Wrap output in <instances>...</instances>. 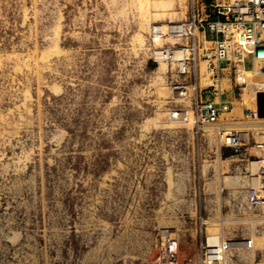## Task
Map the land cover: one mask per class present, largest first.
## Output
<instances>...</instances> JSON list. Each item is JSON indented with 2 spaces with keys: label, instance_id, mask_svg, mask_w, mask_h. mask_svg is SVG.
<instances>
[{
  "label": "rangeland",
  "instance_id": "1",
  "mask_svg": "<svg viewBox=\"0 0 264 264\" xmlns=\"http://www.w3.org/2000/svg\"><path fill=\"white\" fill-rule=\"evenodd\" d=\"M191 2L0 0V264H203L211 236H252L227 264H264V216L236 209L261 175L264 122L232 64L210 80L202 62L198 91L239 159L184 123L193 82L176 97L186 81L159 55L182 41L152 33Z\"/></svg>",
  "mask_w": 264,
  "mask_h": 264
},
{
  "label": "built area",
  "instance_id": "2",
  "mask_svg": "<svg viewBox=\"0 0 264 264\" xmlns=\"http://www.w3.org/2000/svg\"><path fill=\"white\" fill-rule=\"evenodd\" d=\"M191 1L187 20L178 25L166 26L170 30L176 28L175 32L169 33L167 30L164 34V26L158 34L153 30V33L160 37L172 35L182 41L178 49L166 47L159 53L162 61L174 66L176 75L179 76L177 80L186 81L179 84L176 89H187V80L193 82L195 94L192 97L191 113H186L183 122L187 123L185 121L191 118L198 131L204 127L218 130L217 135L220 141L223 140L221 147L239 148L240 141L236 140L235 133L226 132L219 124L221 115L219 104L214 100H203L198 91V85L202 80L200 64L206 63L207 73L211 75L210 80H220V75L226 69L223 65L229 67V64H232V67L237 69V91H243L249 77L258 75L264 78V0H226L204 6ZM175 52L179 53V57H174ZM211 87L215 88L214 85ZM262 91L264 93V84ZM248 113L252 117L257 115L254 103ZM258 148L264 154V144H259ZM260 173L264 175V168H260ZM260 176L255 179V186L246 185V188H240L244 190L237 194V208L235 207L237 212L260 211L264 216V178L259 180ZM244 180L246 182H243ZM247 181L249 182L244 176L240 186H244ZM240 197L241 200L238 199ZM262 220L264 224V218ZM205 244L203 264H227L229 258L237 254V248L253 249V240L248 236L233 240L223 237L212 247L207 240Z\"/></svg>",
  "mask_w": 264,
  "mask_h": 264
},
{
  "label": "bare ground",
  "instance_id": "3",
  "mask_svg": "<svg viewBox=\"0 0 264 264\" xmlns=\"http://www.w3.org/2000/svg\"><path fill=\"white\" fill-rule=\"evenodd\" d=\"M144 16H146V15H144ZM143 16V17H144ZM144 20H145V18H143ZM162 27H155L153 30H154V32L156 33V34H158V32H160V29H161ZM153 30H152V33H153ZM167 30L169 31V33L170 32H175L177 29L176 28H174L173 30H170V28H168L167 27ZM163 31H164V29H163ZM154 34V33H153ZM155 34V35H156ZM160 55V54H159ZM179 57V53L178 52H175L174 53V57ZM158 58H159V56H158ZM162 58V57H161ZM160 58V59H161ZM162 60V59H161ZM163 62V61H162ZM161 68V67H160ZM160 70V69H159ZM208 75V74H207ZM206 75V76H207ZM203 76H205V75H203ZM207 79V78H206ZM263 77H262V80H260V77H258V75H255V76H253V77H249L248 78V80H246V82H247V86H245L244 87V89H243V91H242V93H241V96H240V98L241 99H244L245 98V96H246V94L250 97V100H249V102H251V103H254L255 105H256V107H257V95L259 94V93H263V91H262V88H263V84H264V81H263ZM209 81V80H208ZM203 86V85H202ZM206 87V86H205ZM174 94H175V96L176 97H178L179 99H183V98H185V96L187 95V89H177L175 92H174ZM174 97V96H173ZM248 98V97H247ZM245 101H248V99H246L245 98ZM254 119L255 120H257V121H259V122H264V119H261V118H258L257 117V115L254 117ZM205 128V127H204ZM236 136H238L239 137V135H236ZM237 137V138H238ZM235 138V137H234ZM227 139H231V138H227ZM227 139L225 140V141H227ZM237 140V139H236ZM221 142H223V141H221ZM261 163H264V161L262 160V161H260V162H253L252 164H254L255 166H254V168H255V172L257 171V170H260V164ZM252 166V165H251ZM253 167V166H252ZM256 167H258L259 169H257L256 170ZM257 173V172H256ZM169 180H171V179H169ZM168 233H170V232H168ZM166 234V233H165ZM169 237H171V236H169ZM221 239V238H220ZM216 240H217V238L215 237V236H211L210 237V241H208V244H209V246H214L215 244H216ZM168 242V241H167ZM168 244V243H167ZM253 245H254V242H253ZM162 257V256H161ZM164 257V256H163Z\"/></svg>",
  "mask_w": 264,
  "mask_h": 264
},
{
  "label": "water",
  "instance_id": "4",
  "mask_svg": "<svg viewBox=\"0 0 264 264\" xmlns=\"http://www.w3.org/2000/svg\"><path fill=\"white\" fill-rule=\"evenodd\" d=\"M257 117L264 119V93L257 95Z\"/></svg>",
  "mask_w": 264,
  "mask_h": 264
},
{
  "label": "crops",
  "instance_id": "5",
  "mask_svg": "<svg viewBox=\"0 0 264 264\" xmlns=\"http://www.w3.org/2000/svg\"><path fill=\"white\" fill-rule=\"evenodd\" d=\"M214 102H215V99H214ZM226 152H227V154H228V156H230V158L231 157H233L232 159H234V158H236L237 157V159H239V157H240V154L238 153V151L236 150V148L235 149H227L226 148V150H225ZM234 153H237V156H235V155H233ZM226 154V153H225ZM230 158L229 157H227V158H225V160H230ZM231 159V160H232ZM252 237V236H251ZM261 238H264V237H261ZM260 238V239H261ZM255 240L253 239V242H254ZM258 242V244L260 243V242H263V241H261V240H259V241H257ZM256 242V243H257ZM254 246H255V242H254Z\"/></svg>",
  "mask_w": 264,
  "mask_h": 264
}]
</instances>
